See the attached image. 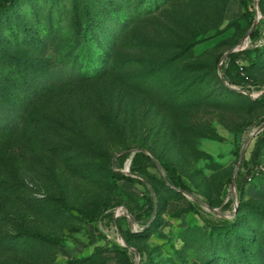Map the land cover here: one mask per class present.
I'll list each match as a JSON object with an SVG mask.
<instances>
[{"label":"rangeland","instance_id":"obj_1","mask_svg":"<svg viewBox=\"0 0 264 264\" xmlns=\"http://www.w3.org/2000/svg\"><path fill=\"white\" fill-rule=\"evenodd\" d=\"M262 18L264 0L1 10L0 175L16 157L21 191L0 207V264H264ZM109 96L119 123L79 124Z\"/></svg>","mask_w":264,"mask_h":264},{"label":"trees","instance_id":"obj_2","mask_svg":"<svg viewBox=\"0 0 264 264\" xmlns=\"http://www.w3.org/2000/svg\"><path fill=\"white\" fill-rule=\"evenodd\" d=\"M14 1L15 0H2V1H0V11L5 9L7 6H9ZM240 4L245 8V12L244 13H247L250 10V6L247 5L244 1H241ZM263 19L264 18L260 19V22H259L261 26L264 25ZM261 28L262 27H257V29H255L253 31V33L251 34V36H250L251 44L252 43L255 44V46L253 45V47H259L261 45V43L258 44V42L261 41V32H260ZM254 34L255 35L258 34L259 36L256 37V36H254ZM248 48H246L244 50L236 51L233 57H235V59L240 57L242 54H244V52ZM258 55H259V52H258ZM108 98L110 100L108 99L106 101V108H109V112H105V114H100V113H98V109L100 107L99 106L96 107V105H92V108H94V107L96 108V112L93 109V111L88 112L87 115L85 114L86 116L83 115V117H81V120H80L79 124H81L83 126L85 124L84 121L87 120L90 117L93 118L95 120V122H97V123L101 122V123L107 124L108 127H111V124H113V125L115 124L116 125V123H119L118 119L115 118L114 116H112V113H111L112 112L111 111V106L113 105L112 97L109 96ZM98 115H100V116H98ZM99 120H101V121H99ZM74 123H75V121H74ZM32 133H33V131L31 129H29L28 130V134H29L28 136L30 138H32ZM8 134L13 136V138L16 139L17 137H19L21 135V129H19V127H13V129H11V131L9 130ZM84 135H85L84 132L80 133V135L77 134V136H81L80 139L88 140V137L84 136ZM138 154L140 156H142L143 158L147 159L149 162H151L152 167L157 168V165H156L155 162L152 161L151 156L147 155L144 152H139ZM257 154H258V150H255L254 153H253V161L256 160ZM15 162H16V157H15V159L11 160V163L9 164L10 167L7 164H5L6 165L5 166V170L7 169L6 172H9L8 174H10V175H7L8 176L7 178H5L6 176L5 177H1L2 175H0V207L3 206V204L5 203V191H7L9 193L11 192L12 194H18V192L21 191V189L19 188V185H18L19 184L18 177L15 174L16 173L15 167H14L15 164H16ZM112 175H113V177L115 179H118V180H127V181H130V182L135 181L134 179H132L131 177L127 176L122 171L113 170L112 171ZM161 180L164 181V182L166 181L162 176H161ZM171 182H172V184L174 186L180 188L181 190L190 191V189L186 186V184L180 178H175ZM246 182H247V175L243 176L241 178V180L238 181V184H239V186H243V185L246 184Z\"/></svg>","mask_w":264,"mask_h":264},{"label":"water","instance_id":"obj_3","mask_svg":"<svg viewBox=\"0 0 264 264\" xmlns=\"http://www.w3.org/2000/svg\"><path fill=\"white\" fill-rule=\"evenodd\" d=\"M258 18H259V16H258ZM258 20L259 19H257V21H256V23L258 22ZM255 23V24H256ZM254 24V25H255ZM248 37H250V35H247L240 43H239V45L246 39V38H248ZM227 55V54H226ZM226 55L224 56V57H226ZM222 68L220 67V70H221ZM264 129V123L259 127V130H258V132H260L261 130H263ZM245 153H246V147L243 149V151H242V157H244V155H245ZM155 163H156V165L157 166H159V164L155 161ZM235 177H233V179H232V186H235ZM202 204H205L204 202H202V201H200ZM206 205V204H205ZM207 207H209V209H212V210H215L213 207H210V206H208V205H206ZM130 219L132 220L133 218H132V216H130Z\"/></svg>","mask_w":264,"mask_h":264},{"label":"built area","instance_id":"obj_4","mask_svg":"<svg viewBox=\"0 0 264 264\" xmlns=\"http://www.w3.org/2000/svg\"><path fill=\"white\" fill-rule=\"evenodd\" d=\"M251 45V40H250V37L246 38L240 45H238L237 47V50L236 51H239V50H244L248 47H250ZM125 212L123 211V214ZM128 218H130V214H128Z\"/></svg>","mask_w":264,"mask_h":264},{"label":"crops","instance_id":"obj_5","mask_svg":"<svg viewBox=\"0 0 264 264\" xmlns=\"http://www.w3.org/2000/svg\"><path fill=\"white\" fill-rule=\"evenodd\" d=\"M241 8H242V13L245 12V8L241 5Z\"/></svg>","mask_w":264,"mask_h":264}]
</instances>
